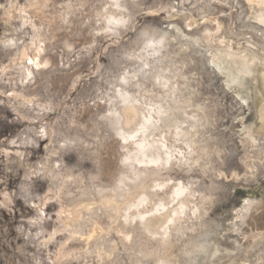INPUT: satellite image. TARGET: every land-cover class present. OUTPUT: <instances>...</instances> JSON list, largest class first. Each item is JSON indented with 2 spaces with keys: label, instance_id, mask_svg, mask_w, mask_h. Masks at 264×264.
I'll return each mask as SVG.
<instances>
[{
  "label": "rangeland",
  "instance_id": "374dc122",
  "mask_svg": "<svg viewBox=\"0 0 264 264\" xmlns=\"http://www.w3.org/2000/svg\"><path fill=\"white\" fill-rule=\"evenodd\" d=\"M11 1L0 0V264H97L84 254L81 239L67 243L77 258L56 260L66 232H55L48 244L43 241L61 227L57 215L68 195L79 197L82 187L109 186L120 173L122 150L106 116L120 87L119 77L139 68L144 40L154 31L168 35L170 56L185 49L181 58L186 61L191 92L195 102L205 106L206 129L200 144L211 149V162L170 171L176 180L193 182L196 193L210 196L196 231L188 234L195 243L216 245L215 257H222L216 264H264V152H260L264 151L260 113L264 59L253 65L245 81L243 103L208 61L207 47L192 39V34L202 35L206 26L225 38L234 37L232 30L245 34L242 44L252 40L257 44L252 49L264 54V24L246 17L251 11L264 13V4L212 0L205 6L194 0H140L132 9L130 26L100 32L94 14L103 0H16L15 9ZM31 4H41L40 9H32ZM18 7L26 11L20 13ZM10 8L13 17L6 13ZM65 12L68 18L62 19ZM19 16L30 22L20 27ZM217 17L224 27L220 31L216 22L206 20ZM33 23L41 31L42 56L48 62L40 69L31 64V76L22 81L19 65L10 61L32 41ZM8 38H13V45L3 44ZM243 127L250 128L254 141ZM80 174L83 181L77 183ZM60 180H69V190L59 198L55 192ZM4 193L9 200L3 202ZM186 239L176 241L178 264H203L198 255L184 253L194 248L186 247ZM123 249L119 244L109 264H135Z\"/></svg>",
  "mask_w": 264,
  "mask_h": 264
},
{
  "label": "bare ground",
  "instance_id": "6f19581e",
  "mask_svg": "<svg viewBox=\"0 0 264 264\" xmlns=\"http://www.w3.org/2000/svg\"><path fill=\"white\" fill-rule=\"evenodd\" d=\"M138 1L140 0H103L94 14L97 31L107 32L110 28L112 31H117L123 26H130L134 15L132 9L136 8ZM194 1L208 6L212 0ZM245 1L249 5L252 3L264 4V0ZM9 5L15 9L16 0L9 2ZM40 5L31 4L30 7L36 10L40 9ZM154 10H158V8ZM18 11L21 13L26 9L18 7ZM256 11L249 12L246 17L264 24V13ZM69 12L62 13V19L68 18ZM6 13L13 17L12 8L6 10ZM20 18L22 19L20 27L30 22L26 16ZM188 19L193 21L191 16ZM206 20L209 23L216 22L214 23L215 29L219 31L220 27H223L218 22V17ZM109 21L125 23L110 24ZM32 30L34 33L32 41L23 45L19 56L10 61L12 66L19 65L22 81L31 76V64L40 69L48 62L42 56L45 48L42 45L41 31L34 23ZM210 31L211 29L206 26L202 35L194 36L192 34L193 37H191L199 46L207 47L208 61L223 76L225 86L231 88L241 97L243 103H246L244 102L246 101L244 96L245 81L248 76L252 75L253 65H256L258 61H263L264 54H260V50L252 49L251 46H257L254 41L245 40L244 44L240 42L244 33H234L235 31L231 30L230 33L234 37L225 38L224 33H220L221 31H216L215 34L213 30V32ZM168 41L166 33L154 31L144 40L143 53L138 56L140 59L138 61L139 68L119 77L120 87L113 93L110 101L111 112L106 116V119L110 130L117 136L122 150L121 171L109 186L90 187L91 189L82 187L78 192L79 197L68 195L69 200L61 203L57 215L62 223L61 227L55 229L43 241V244H48L57 231L67 233L56 250V260L59 262L64 259L77 258L70 253L71 249L67 248V243L70 240L81 239L84 242V254L95 259L97 264H109L116 254L119 244L135 264H145L144 260H152V264H178L176 255H174L177 248L176 241L182 240L184 236L187 238L186 244L184 243L186 241H183L186 247L187 244L194 245L190 251L185 249L186 255L192 258L198 255L199 261L203 264L221 262L222 257H215L218 250L215 244L212 246L207 242L195 243L192 241V236L190 237V234L196 231L194 226L200 223L207 210L206 206L210 196L201 194L202 192L196 193L192 186L193 182L176 180V177H172L170 173L175 167L181 170L184 168L191 170L192 167L201 165L205 167L211 162L212 155L211 149L200 144L204 139L203 134L206 129V114L203 111L205 106L203 103H196L191 92V80L184 70L186 61L182 59L184 57L181 58V51H185V49L182 48L180 52L173 51L175 55L170 56V52L166 48L167 45L169 46ZM210 41H213L214 44H211ZM13 42V38H8L3 41V44L11 46ZM149 44L153 46L149 47ZM149 58H152V63L148 62ZM146 64L148 68L144 67ZM260 72L264 88V68ZM144 73H148V75ZM123 81H127V83ZM164 85H167V88ZM21 96L25 99L23 95ZM149 101L150 104H148ZM153 104L159 105L169 114L170 132L163 123L159 125L145 123L149 113H151L153 122L164 119L155 108H152ZM260 113L264 115V109H261ZM141 125L146 127L147 133L134 136L133 134L139 131ZM177 127L180 128L181 135L179 137L176 132ZM242 131L246 133L249 140L256 139L250 128L243 127ZM161 137L166 141L170 150L175 149L176 152L184 153L177 159L183 160L185 163L177 165L173 161L166 167H156L149 163L156 156L151 154L148 145H156ZM260 152L264 151L260 150ZM247 158L249 157L247 156ZM82 178L83 176L76 177L75 182L82 183ZM68 181H59L58 189L55 192L59 198L61 194L65 195L67 192ZM161 186H163V190H161ZM179 187H183L186 191L177 197L175 193ZM142 199L147 203L142 207H137ZM8 200V195L4 193L3 202ZM44 204L45 199L41 205ZM158 206L159 215H149V213L157 212ZM247 209L248 206L245 210ZM140 217H144V219L141 220ZM189 220H191V224L188 223ZM112 234L115 235V238H110Z\"/></svg>",
  "mask_w": 264,
  "mask_h": 264
},
{
  "label": "snow or ice",
  "instance_id": "6c2138e0",
  "mask_svg": "<svg viewBox=\"0 0 264 264\" xmlns=\"http://www.w3.org/2000/svg\"><path fill=\"white\" fill-rule=\"evenodd\" d=\"M110 24H123L125 22L123 21H109ZM107 31L111 32L112 29H108ZM145 35H147V33H145ZM112 38V37H109ZM118 43V41H116ZM160 43V42H157ZM149 47H152V44L148 45ZM29 63H31V61H29ZM145 68H148V65L146 64L144 66ZM143 71V70H142ZM145 75H148V73H144ZM124 83H127V81H123ZM165 88H167V85H164ZM151 102L149 101L148 104H150ZM152 108H155L157 113L163 117V121L157 120L155 122H153L151 120V113L148 114V119L145 121L146 124H152L155 123L157 125L163 123L165 127L169 128V132L171 131L170 125H169V114L167 112H165L163 109H161L159 107V105H151ZM147 107V104H146ZM177 132V136L179 137V135H181L180 133V128L177 127L176 129ZM140 133H147V129L144 125H141L139 131L137 133H134V136H138L140 135ZM148 149L151 150V154H153L154 156H156L155 159L149 161V163L151 165H154L156 167H166L170 162L175 161L177 165L185 163V161L183 160H178L177 157L180 156L182 157L184 155V153H180V152H176L175 149L170 150L167 145H166V141H164L163 137L159 138V140L156 142V145H148ZM160 157H166L164 159H161ZM170 183V182H169ZM161 190H163V186H161ZM186 191V189H184L183 187H179L177 192L175 193V195L177 197L181 196L184 192ZM147 201L146 200H141L140 204L137 205V207H142L144 204H146ZM149 215H159V206H158V211L155 213H149ZM139 219L143 220L144 217H140ZM169 223H171V221H169Z\"/></svg>",
  "mask_w": 264,
  "mask_h": 264
}]
</instances>
